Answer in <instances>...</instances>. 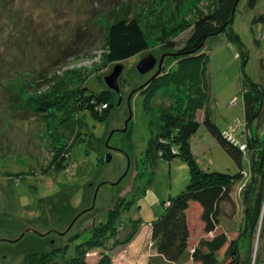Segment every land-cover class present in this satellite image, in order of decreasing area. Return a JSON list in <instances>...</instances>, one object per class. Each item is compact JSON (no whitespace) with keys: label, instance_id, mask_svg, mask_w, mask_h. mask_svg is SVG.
<instances>
[{"label":"rangeland","instance_id":"rangeland-1","mask_svg":"<svg viewBox=\"0 0 264 264\" xmlns=\"http://www.w3.org/2000/svg\"><path fill=\"white\" fill-rule=\"evenodd\" d=\"M218 2L0 0V264H24L30 255L66 247V253L54 257L63 264L78 244L93 237L94 225L107 221L114 207L120 211L115 228L104 251H87L90 264L103 254L116 264H200L193 259V251L203 239L221 232L228 240L216 253L220 264H264L263 210L254 225L245 209L254 206L261 185L259 161L252 163L254 151L247 145L252 136L258 144L264 139V23L252 20L264 12V0H257L253 7L249 0H238L230 25L206 37L202 49L208 56L211 117L220 129L240 139L245 151L244 171L233 185L232 201L222 205L220 222L209 232L204 229L200 206L191 202L188 248L176 262L158 254L146 228L162 214L168 198L189 182L186 161L180 156L160 157V151L153 159L149 145L162 110L182 103L187 85H172L145 101L140 85L152 77L157 65L144 75L135 65L150 53L156 59L163 56L161 72L175 68L177 48L190 35L195 19L214 10ZM132 17L144 30L148 49L121 62L120 103L112 90L114 108L103 121L79 111L71 121L76 124V139L75 132L61 128V143L71 138L70 157L65 168L54 167L50 164L58 149L54 127L61 113L46 117L48 112L36 110L31 98L62 93L66 87L108 88L103 78L113 65L106 61L108 27ZM168 41L175 46L169 47ZM251 83L262 88V103L257 117L248 123L244 93ZM199 113L204 116V109ZM200 125L192 135H202ZM108 154L111 158L106 161ZM195 156L205 170L231 174L239 170L221 146ZM252 171L258 173L254 174L257 181ZM233 241L237 251L231 255Z\"/></svg>","mask_w":264,"mask_h":264},{"label":"trees","instance_id":"trees-1","mask_svg":"<svg viewBox=\"0 0 264 264\" xmlns=\"http://www.w3.org/2000/svg\"><path fill=\"white\" fill-rule=\"evenodd\" d=\"M257 0H249V5L254 6ZM235 0H219L214 10L206 12L195 19L192 30L184 44L177 48V56L173 58L175 68L164 70L155 78L148 82L139 91L146 93L145 101L151 98L157 91L164 92L172 85L180 87L187 85L186 96L182 103L178 101L177 107L170 105L162 110L158 120L159 128L150 138V149L155 159L158 152L160 157L171 159L180 156L187 162L190 169V178L186 186L176 195L168 198L169 204L164 208L161 215L150 221L151 236L154 246L159 255L168 262H176L183 258L189 240V226L187 220V210L191 202H197L201 208V219L204 222L205 231H213L220 222L222 205L232 201L231 191L233 185L240 179L241 172L244 171V152L241 148L242 141L237 137H229L228 132L218 127L211 117L210 92L206 76L208 56L202 50L204 40L209 35L220 33L230 25ZM236 6V5H235ZM253 22L264 23V12L253 17ZM232 37L238 39L236 33H231ZM106 39V61L109 63L122 62L137 54H142L148 49V40L142 26L137 18H120L109 25ZM169 47L175 46L168 41ZM175 60V61H174ZM139 89V88H138ZM162 89V90H161ZM38 95L31 103L35 104L38 111L48 112L46 117H57L60 112L56 129L55 142L58 141V149L51 160V165L56 168H65L70 157V142H62L60 137L61 128L75 132L74 139L78 138V132L74 122L77 113L86 110L99 121L105 120L114 108L113 91L109 88L99 91H90L87 87L77 88L66 87L62 93H43ZM262 103V88L258 83H251V88L244 93V112L248 115L251 123L259 114ZM31 105V104H30ZM145 108L147 103L144 102ZM204 109L205 115L201 124L216 139L223 150L234 160L239 170L236 173H227L217 170L202 169L195 159L190 147L191 135L198 128L200 122L197 119L199 110ZM75 115V117H74ZM74 117V118H73ZM73 119H75L73 121ZM72 121V122H71ZM71 122V123H70ZM72 125L71 129L68 126ZM252 142L247 145L253 150L252 163L259 161L260 172L259 189L254 200L253 207H246L247 217H251V222L257 225L258 220L264 214V139L259 144L256 137L252 136ZM68 140V141H69ZM60 146V147H59ZM67 157V159H64ZM251 163V167L253 164ZM252 170H255L254 167ZM253 181H257L252 171ZM258 175V173H257ZM244 202H247V195L244 194ZM251 208V209H249ZM119 208L114 207L109 211L107 221L94 225L93 237L76 246V252L63 264H90L86 260L87 251L98 248L102 251L106 249L105 243L115 228V219L118 216ZM112 216V218H110ZM115 217V218H114ZM106 238V239H105ZM227 235L224 232L215 234L211 239H203L199 246L192 253L193 259L200 264H220L216 253L227 242ZM235 242V241H233ZM231 255L236 254V242ZM66 253V247H56L44 253H36L27 257L24 264H61L54 259L60 253ZM94 264H112L111 257L102 255L101 259Z\"/></svg>","mask_w":264,"mask_h":264},{"label":"water","instance_id":"water-1","mask_svg":"<svg viewBox=\"0 0 264 264\" xmlns=\"http://www.w3.org/2000/svg\"><path fill=\"white\" fill-rule=\"evenodd\" d=\"M237 2H238V0H235L234 8H235V5ZM162 60H163V56H161L160 59H156V57L154 55L149 53V54H146L143 57H141L140 60L136 63V65H135L136 71L142 75H144L148 71L152 70L156 66V64L158 66L157 70L152 75V77H150L146 83H143L142 85H140V88L145 86L148 82H150L153 78H155L159 73H161V70L164 68V66H162ZM122 68H123V65L121 62L113 63L110 73L104 75V77H103L108 88L110 90L115 91L118 94V97H119L118 98V104L121 101L118 78L121 75ZM129 99H130V96H129ZM110 158H111V156L108 154L106 156L105 160L109 161Z\"/></svg>","mask_w":264,"mask_h":264},{"label":"crops","instance_id":"crops-1","mask_svg":"<svg viewBox=\"0 0 264 264\" xmlns=\"http://www.w3.org/2000/svg\"><path fill=\"white\" fill-rule=\"evenodd\" d=\"M204 116L201 115V113L198 112L197 119L199 120L200 124L203 121ZM200 131V132H199ZM199 133H202L199 137H196L195 135H192V138H190V146L191 150L193 152V155H199L203 154L205 149H209V147H219L220 145L216 141V139L208 132V130L203 126V124L200 125ZM196 157V156H195ZM151 221V220H150ZM149 221V222H150ZM150 229L151 232V224H149V227H146ZM113 261V264H116L113 257L111 258Z\"/></svg>","mask_w":264,"mask_h":264},{"label":"flooded vegetation","instance_id":"flooded-vegetation-1","mask_svg":"<svg viewBox=\"0 0 264 264\" xmlns=\"http://www.w3.org/2000/svg\"><path fill=\"white\" fill-rule=\"evenodd\" d=\"M156 65H157V64H156ZM157 68H158V66H156L155 69L152 70L151 75L156 71ZM151 75H150V76H151Z\"/></svg>","mask_w":264,"mask_h":264},{"label":"built area","instance_id":"built-area-1","mask_svg":"<svg viewBox=\"0 0 264 264\" xmlns=\"http://www.w3.org/2000/svg\"><path fill=\"white\" fill-rule=\"evenodd\" d=\"M228 135H229V137H231V138L233 137V136H232L233 134H231V132H228ZM241 148H242V144H241Z\"/></svg>","mask_w":264,"mask_h":264},{"label":"bare ground","instance_id":"bare-ground-1","mask_svg":"<svg viewBox=\"0 0 264 264\" xmlns=\"http://www.w3.org/2000/svg\"><path fill=\"white\" fill-rule=\"evenodd\" d=\"M227 131V130H226Z\"/></svg>","mask_w":264,"mask_h":264}]
</instances>
